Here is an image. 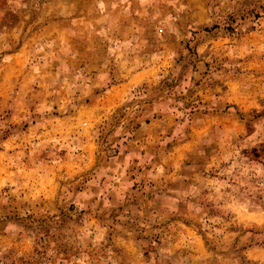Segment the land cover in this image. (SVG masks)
I'll use <instances>...</instances> for the list:
<instances>
[{
    "label": "rangeland",
    "instance_id": "1",
    "mask_svg": "<svg viewBox=\"0 0 264 264\" xmlns=\"http://www.w3.org/2000/svg\"><path fill=\"white\" fill-rule=\"evenodd\" d=\"M0 264H264V0H0Z\"/></svg>",
    "mask_w": 264,
    "mask_h": 264
}]
</instances>
